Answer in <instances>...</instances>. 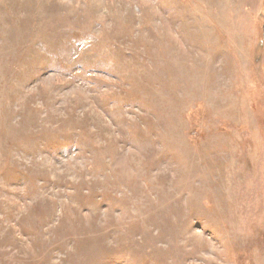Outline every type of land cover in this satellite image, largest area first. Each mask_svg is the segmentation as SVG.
<instances>
[{"label":"rangeland","instance_id":"374dc122","mask_svg":"<svg viewBox=\"0 0 264 264\" xmlns=\"http://www.w3.org/2000/svg\"><path fill=\"white\" fill-rule=\"evenodd\" d=\"M0 264H264V0H0Z\"/></svg>","mask_w":264,"mask_h":264}]
</instances>
